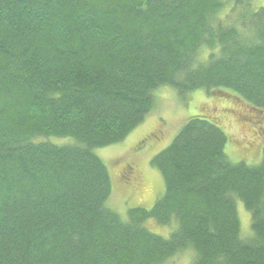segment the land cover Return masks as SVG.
<instances>
[{
  "label": "trees",
  "instance_id": "1",
  "mask_svg": "<svg viewBox=\"0 0 264 264\" xmlns=\"http://www.w3.org/2000/svg\"><path fill=\"white\" fill-rule=\"evenodd\" d=\"M163 87L264 121V6L0 0V264H167L188 249L193 264H264V149L258 164L231 162L211 111L152 159L165 192L151 210L123 220L107 206L111 178L94 151L142 125ZM151 218L177 227L164 238L143 226Z\"/></svg>",
  "mask_w": 264,
  "mask_h": 264
},
{
  "label": "rangeland",
  "instance_id": "2",
  "mask_svg": "<svg viewBox=\"0 0 264 264\" xmlns=\"http://www.w3.org/2000/svg\"><path fill=\"white\" fill-rule=\"evenodd\" d=\"M252 5L254 9L263 7L264 0H252ZM157 95L158 109L123 142L97 148L94 151L106 165L111 178V196L107 206L118 213L123 220L128 219L131 209L151 210L157 200L164 195L163 176L151 165V161L171 144L187 119L199 112L211 111L221 117L225 132L232 141L226 145V153L231 162L238 163L245 160L243 162L251 165L261 161L264 149L263 120L254 119L252 120L254 124L242 122L234 110L232 112L223 103L212 101L203 90L195 91L183 99L173 88L163 87ZM235 103L238 105L239 102ZM51 142L56 145L63 144L58 139ZM251 146L256 152L242 155V151L246 152V148ZM237 211L241 222V236L250 238L251 213L239 200ZM143 226L156 235L169 238L177 227V222L173 221L166 225L151 218L146 220ZM167 264H193V250L188 249L178 253L170 258Z\"/></svg>",
  "mask_w": 264,
  "mask_h": 264
}]
</instances>
